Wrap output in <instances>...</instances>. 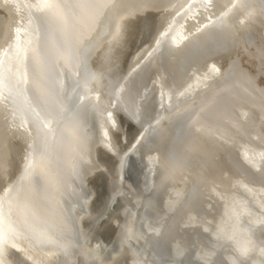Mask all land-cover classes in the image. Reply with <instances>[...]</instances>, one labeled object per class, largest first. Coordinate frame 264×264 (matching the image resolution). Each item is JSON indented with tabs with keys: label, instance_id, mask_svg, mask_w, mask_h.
Returning <instances> with one entry per match:
<instances>
[{
	"label": "bare ground",
	"instance_id": "obj_1",
	"mask_svg": "<svg viewBox=\"0 0 264 264\" xmlns=\"http://www.w3.org/2000/svg\"><path fill=\"white\" fill-rule=\"evenodd\" d=\"M36 2L0 0V57L9 63L17 36L29 48L28 84L0 99V195L12 187L5 200L16 204L13 186L35 160L31 185H20L28 208L18 211L53 242L17 240L0 264H264L262 1L229 11L236 0H116L65 35ZM65 41L69 62L57 53ZM32 49L44 60L47 103L33 85ZM121 105L138 131L121 123ZM41 121L52 130L46 141ZM131 155L144 162L138 188L124 178ZM103 184L111 193L99 210ZM118 195L122 206L99 226ZM147 207L151 216L136 228ZM111 225L115 237L101 241ZM150 239L163 241L159 263Z\"/></svg>",
	"mask_w": 264,
	"mask_h": 264
},
{
	"label": "snow or ice",
	"instance_id": "obj_2",
	"mask_svg": "<svg viewBox=\"0 0 264 264\" xmlns=\"http://www.w3.org/2000/svg\"><path fill=\"white\" fill-rule=\"evenodd\" d=\"M117 6L116 0H37L33 5L37 11L44 14L51 25L56 26L61 35L67 33L70 24L73 22L90 20L94 24L106 12ZM204 6H211V0H206ZM237 7H244L242 0H236L229 8V11ZM10 47L13 50L9 56V63L7 65L5 64V60L0 57V99L5 98V89L8 90L9 95H12L14 88L19 87L24 90V86L28 84L27 70L22 65L28 59L29 48L21 43L18 36L14 46ZM57 53L66 62L72 59V49L66 41L64 45L57 48ZM4 55L8 56V53ZM32 56L36 68V78L33 79V85L39 93L38 99L47 103V99L52 95V90L42 83L45 72L44 60L35 49H32ZM41 123L47 129L45 133L46 141L47 137L52 134V130L47 123L43 121ZM38 155L42 156V152L38 153ZM36 168L35 160L30 161L26 165L21 181L30 186ZM21 181H18L13 186L16 188V204L13 203L12 198L5 200L7 192H11L12 187L4 195H0V255L3 254L6 247L15 248L17 246L16 241L24 238H34L41 243L53 242L50 236L43 233H33L28 220V214L18 211V208H28L27 196L21 193ZM6 207L7 212L5 211ZM13 215L16 217L15 221L12 220ZM239 251L241 256H247L250 249L247 246H243ZM261 251L264 253V249Z\"/></svg>",
	"mask_w": 264,
	"mask_h": 264
},
{
	"label": "water",
	"instance_id": "obj_3",
	"mask_svg": "<svg viewBox=\"0 0 264 264\" xmlns=\"http://www.w3.org/2000/svg\"><path fill=\"white\" fill-rule=\"evenodd\" d=\"M261 1L264 5V0H261ZM35 25H36L35 27L37 29V35H39L42 38L44 36V32H43L44 30H43L41 24H39V22L35 21ZM50 75L53 76V73H50ZM24 93H25L24 96L26 99V103L28 105H30L32 103V101L34 100L33 95L29 90H26ZM119 100L120 99H118V97H117L118 102H119ZM119 107L121 108V111L120 110L118 111V116L121 120V123L123 125H126L130 130H132L134 132H135V130L138 131V129H139L138 123H137L138 121L136 119H134L132 116H130L129 113L127 112V110L122 105ZM184 124L185 123L182 120V121L178 122L174 128V140L171 143V145L169 146V150H168L169 156L173 159L175 158V155H176L175 146H176L177 142L183 136ZM152 136L153 135H151L148 142H146L147 144H151L150 141L152 140ZM53 145H54V141L52 139L51 140V147ZM137 159H141V160H139V163L137 162L138 161ZM143 170H144V162L142 159V155H140V158H139V156L137 157L135 155H131L129 157L127 163H126V167H125V171H124V178L130 180L132 185L135 188H138L140 183H141V180H142L141 176H142ZM33 179L36 181L35 177ZM110 193H111V191L106 184H103L102 186L98 187V197L100 199V204L97 206L99 207V210H102L103 208H105L107 206V201L110 197ZM121 206H122L121 196L118 195L110 207V212L107 215L103 216L101 218V220L99 221V226L107 223L109 216H110L109 214H111V212H115ZM97 210H98V208H97ZM151 214H152V211L148 207L145 208L142 213L139 212V216L141 217V220L136 225V228H139V227L141 228V225L143 223L142 220L147 219L149 216H151ZM117 230H118L117 226H115V225L109 226L108 229L100 232V234H99L100 240L105 241V242H109L112 237L113 238L115 237L113 235H116ZM109 235H111V236H109ZM162 243H163V241H160V240L156 241L155 239H150V241H149L148 248H150L153 251V253H154L153 256L155 258L154 261H157L158 263H159V261H161V256H159L158 249H160V247L163 246ZM148 251H150V250H148ZM184 255L188 256V253H185ZM184 255H183V258H184ZM189 259H190L191 263L195 262L193 259H191V258H189ZM194 264H199V263H194Z\"/></svg>",
	"mask_w": 264,
	"mask_h": 264
}]
</instances>
